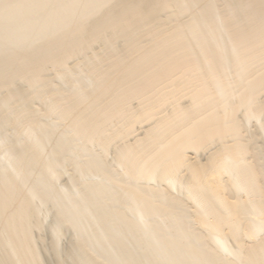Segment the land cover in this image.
<instances>
[{"label": "bare ground", "instance_id": "6f19581e", "mask_svg": "<svg viewBox=\"0 0 264 264\" xmlns=\"http://www.w3.org/2000/svg\"><path fill=\"white\" fill-rule=\"evenodd\" d=\"M0 264H264V0H0Z\"/></svg>", "mask_w": 264, "mask_h": 264}]
</instances>
